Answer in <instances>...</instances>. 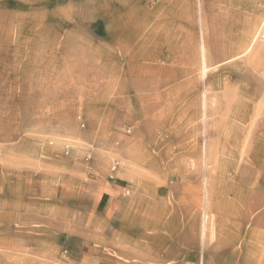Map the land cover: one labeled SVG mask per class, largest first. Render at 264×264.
<instances>
[{"label":"rangeland","instance_id":"rangeland-1","mask_svg":"<svg viewBox=\"0 0 264 264\" xmlns=\"http://www.w3.org/2000/svg\"><path fill=\"white\" fill-rule=\"evenodd\" d=\"M0 264H264V0H0Z\"/></svg>","mask_w":264,"mask_h":264},{"label":"bare ground","instance_id":"bare-ground-1","mask_svg":"<svg viewBox=\"0 0 264 264\" xmlns=\"http://www.w3.org/2000/svg\"><path fill=\"white\" fill-rule=\"evenodd\" d=\"M258 31H259V30H258ZM257 36H258V35L256 34V35L253 37L252 42L255 41V40L257 39ZM249 46H250V45H249ZM251 48H252V47H251ZM249 50H250V47L246 49L245 53L248 52ZM202 51H203V53L205 54V52H204L205 49L202 50ZM242 53H243V52H242ZM241 55H242V54L234 55V57L230 58L229 60H231V59H237V58L241 57ZM229 60H226V61H229ZM203 66H204V65H203ZM203 72L206 73V69H205V68H204V71H203Z\"/></svg>","mask_w":264,"mask_h":264},{"label":"crops","instance_id":"crops-1","mask_svg":"<svg viewBox=\"0 0 264 264\" xmlns=\"http://www.w3.org/2000/svg\"><path fill=\"white\" fill-rule=\"evenodd\" d=\"M109 188V187H108ZM111 191L110 192H108L106 195L108 196V199H110V200H112V198H113V192H112V188H109Z\"/></svg>","mask_w":264,"mask_h":264}]
</instances>
